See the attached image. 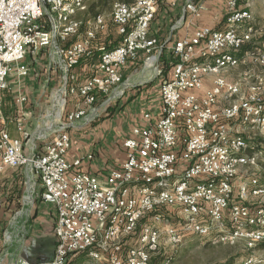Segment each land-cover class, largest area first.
I'll use <instances>...</instances> for the list:
<instances>
[{
	"label": "built area",
	"instance_id": "2783aa9c",
	"mask_svg": "<svg viewBox=\"0 0 264 264\" xmlns=\"http://www.w3.org/2000/svg\"><path fill=\"white\" fill-rule=\"evenodd\" d=\"M87 1L0 0V173L26 168L40 180L43 200L57 207L51 264H73L76 255L85 256L81 264H154L163 243L171 250L158 264H172L191 237L243 244V264H258L264 256V181L255 169L264 154V76L241 71L228 79L250 60L264 65V39H255L262 30L248 0H228L225 29L204 26L175 41L172 75L160 85L161 112L144 115L148 124L124 141L127 159L105 182L81 170L84 157L69 161L70 129L97 120L101 105L124 94V66L142 54L147 63L156 57L162 46L151 35L153 20L164 3L175 7L178 0L115 2L111 15L119 42L101 48L99 73L79 81L74 69L94 59L89 43L107 30L105 14L86 22V40L62 48L58 43L84 26L78 15ZM186 3L199 15L198 1ZM54 47L63 73L53 102L59 112L34 133L16 117L21 138H13L3 108L9 79L29 75L27 56ZM213 75L212 88L200 96L205 78ZM74 94L80 107L62 118ZM26 102L20 94L18 106ZM167 210L178 213L176 223ZM8 236L5 242H11ZM2 244L0 239V249ZM16 264L32 262L19 258Z\"/></svg>",
	"mask_w": 264,
	"mask_h": 264
},
{
	"label": "crops",
	"instance_id": "0c3cea01",
	"mask_svg": "<svg viewBox=\"0 0 264 264\" xmlns=\"http://www.w3.org/2000/svg\"><path fill=\"white\" fill-rule=\"evenodd\" d=\"M186 1L178 0V5L175 7L164 3L156 13L151 26V35L160 40L162 48L158 53L162 52L164 47L170 49L171 52L175 41L193 35L198 28L204 26L218 30L226 28L227 21L225 18L228 0H196L201 8L199 15L195 16L187 9ZM248 2L253 13L264 5V0H248ZM162 38H165L163 42ZM118 42L119 39L116 35L110 39L113 46L117 45ZM144 59L145 55L142 54L139 61ZM84 61L86 64L82 65ZM84 61L74 69L79 81L99 73L96 68L97 59ZM139 61H131L122 68L125 74L121 86L124 89V94L113 105V111L104 114L102 118H98L90 124H83L79 128L70 130L72 147L67 153L69 161L73 162L84 157L81 170L96 175L104 182L111 171L119 168L127 159L124 141L133 135V129L148 124L144 115L147 112L158 115L162 109L160 85L164 78L159 79L157 76H152L145 81L146 85H142V87H137L139 83H127V80H130L134 73V64ZM253 63V60H250L246 65L237 68L235 74H228V79L236 80L237 72L250 70L249 68ZM171 75L172 68L169 70L168 78ZM27 76L20 77L13 73L9 79L8 88L4 92L3 108L13 138H21L17 124H15V118L18 116L25 119L26 129L33 133L39 130L42 127L41 123H43V120L36 116L37 107L35 105L38 103L34 104L35 109L28 107L26 112L22 106L17 104L18 96L26 93L23 90L28 84L27 82L24 83ZM213 79L214 75L205 78L204 88L199 92L200 96H203L207 89L212 88ZM68 102L67 111H70L80 107L81 100L74 94L69 95ZM101 108L100 112L103 111ZM233 126L234 129H242L239 122H235ZM87 155L93 157L85 158ZM42 193L40 180L20 167L16 169L7 168L0 173V200L4 199L6 206L10 208L9 211H13L12 216L6 219L5 225L6 229L11 230V242L14 247L16 263L19 258H25L32 264H51L54 258L58 243L56 236L58 211L54 203L43 200ZM28 196H31L30 201L26 200ZM10 258L9 256H1L0 259L4 260V263L1 264H16L12 263L14 258ZM84 261L85 256L82 255H76L72 258L73 264H81Z\"/></svg>",
	"mask_w": 264,
	"mask_h": 264
},
{
	"label": "rangeland",
	"instance_id": "374dc122",
	"mask_svg": "<svg viewBox=\"0 0 264 264\" xmlns=\"http://www.w3.org/2000/svg\"><path fill=\"white\" fill-rule=\"evenodd\" d=\"M94 0H88L86 3L87 8L80 12L78 17L79 19L84 23V26L79 30V33L75 36H72L68 41L66 42H59V47L62 48L63 45H66L68 43L78 41L79 39L86 40L85 39V27L87 26L86 22L91 20L93 18L92 15L89 14V5ZM118 0H115L112 5L117 2ZM114 7V5H113ZM108 9L105 13V19L108 24V28L104 32H100L97 35V38L94 42H90L89 45L94 53H96L95 60L98 58V52L101 48H105L109 46H112L110 43V39H113L114 36H117L116 26L115 23L112 20V10ZM255 18L258 23V28H261L262 35H257L255 37L257 42L262 41L264 39V5L261 6L257 11H254ZM86 24V26H85ZM165 40V38H162V42ZM114 42V41H113ZM116 43V42H115ZM31 56V57H29ZM27 56L28 59H26V66L28 68V76L29 79H24V83H28L25 86L26 91L25 94L28 95L29 101L27 104H24L23 110L24 112L28 111V107L31 109L34 108V104L37 107L36 109V116H39L40 119L43 120L42 127L48 126L49 120L51 119L50 116L56 114V112H59V108L53 107L54 97L56 95V92L58 91L62 84H63V73H61V64L59 62V57L56 54V48H46L45 50L42 49L37 55H29ZM155 58L151 59L146 62V57L144 60H141L134 64L135 69L133 70L134 73L130 80H127V83L130 84V82L133 83H139L137 87H142V85H146V82L148 78L152 76H157L159 79H166L169 77V70L165 69L167 62L169 61V58L171 56L170 49L164 47L162 52L155 53ZM89 62V61H88ZM90 63V62H89ZM86 62L82 65H85ZM247 69L248 72H252L254 75L257 76H264V65L261 66L260 64L254 62L251 67ZM51 76V77H50ZM51 80V81H50ZM125 80V83H126ZM30 81H33V83H30ZM126 85V84H125ZM124 85V87H125ZM127 86V85H126ZM126 88V87H125ZM127 89V88H126ZM120 100V97H117L114 99L111 104H105L102 106V112L99 114L98 118H102L104 114L112 112L114 109V104L117 103ZM58 101V100H57ZM68 101L65 105V108L61 110L62 118H64V114L68 110ZM38 117V118H39ZM97 118V119H98ZM72 130V129H70ZM252 138H260L259 135L250 133L249 134ZM37 144L40 145L41 141L36 139ZM264 151V149H263ZM18 168V167H17ZM24 169L26 168L20 167ZM257 173H259L264 181V154L263 157L260 160V164L258 165L257 169H255ZM30 173V172H29ZM31 187V186H30ZM31 191V190H30ZM32 192V191H31ZM3 197V196H1ZM31 196H28L26 198L27 201H30ZM9 206H6L4 199L0 200V239L2 241L1 249H0V257H13L12 263H16V258L14 254V247L12 242H5L4 234L6 232H10L11 230L6 229V222L8 218L12 216L13 211H9ZM170 212L171 218L175 221V223L178 221L176 220L178 213L172 212L170 210H167L165 213ZM8 226V225H7ZM3 232V233H2ZM11 233V232H10ZM8 239H11V236H8ZM12 248V249H11ZM171 250V247L169 245H166L163 243L162 250L154 257L153 263L158 264L160 263L163 253L168 252ZM174 260L172 264H227L229 261H231V264H243L245 260V255L247 254L246 250L244 249L243 244H234L230 245L223 242H216L214 238L212 237H191L187 239L184 244L181 247H178L176 252L174 253ZM11 259V258H10ZM262 260L258 264H264V256L259 258ZM4 263L3 259H0V264Z\"/></svg>",
	"mask_w": 264,
	"mask_h": 264
},
{
	"label": "trees",
	"instance_id": "16d2710c",
	"mask_svg": "<svg viewBox=\"0 0 264 264\" xmlns=\"http://www.w3.org/2000/svg\"><path fill=\"white\" fill-rule=\"evenodd\" d=\"M115 0H94L90 5H89V14L93 16V18H95V16L99 15V14H105L107 12L108 9H111L113 7L112 3ZM119 2L122 3H133L134 0H118ZM112 46H109V48H112ZM96 57V56H95ZM95 59V58H94ZM176 63V60L171 52V56L169 58V61L167 62L166 67H164L167 70H170L172 68V66ZM104 97H102L100 99L103 100ZM232 261V260H231ZM231 261H229L227 264H231Z\"/></svg>",
	"mask_w": 264,
	"mask_h": 264
}]
</instances>
